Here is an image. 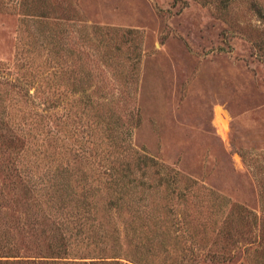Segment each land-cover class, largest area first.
Returning a JSON list of instances; mask_svg holds the SVG:
<instances>
[{
    "label": "rangeland",
    "instance_id": "obj_1",
    "mask_svg": "<svg viewBox=\"0 0 264 264\" xmlns=\"http://www.w3.org/2000/svg\"><path fill=\"white\" fill-rule=\"evenodd\" d=\"M138 156L182 201H105L103 160ZM6 260L264 264V0H0Z\"/></svg>",
    "mask_w": 264,
    "mask_h": 264
},
{
    "label": "trees",
    "instance_id": "obj_2",
    "mask_svg": "<svg viewBox=\"0 0 264 264\" xmlns=\"http://www.w3.org/2000/svg\"><path fill=\"white\" fill-rule=\"evenodd\" d=\"M29 7V5L27 4V8ZM95 150V149H94ZM93 154H91L90 156L92 157ZM95 156V154H94ZM103 168L104 170L100 172L99 177L101 179V183L106 187V194L107 195V199L105 201H108V203L111 205V207H116L117 209H122L124 207H131V205H134L137 207L138 202H140L142 204V201H146L147 198L142 194V190L139 191L138 189L141 187L143 188L144 186L148 184L149 187H151V190L153 189L152 187H154L155 185L152 184H157L158 188H163L166 195L165 198L169 196L170 192L172 194L175 193V191H177V196H179V199L182 201V199L184 198L185 195H183V191L182 189H178L180 188V179L178 176V173H174L172 174L171 172H166V168L164 166L159 165L157 162H155V160L145 157V156H138L136 158V164H132L130 166L129 163H124V162H115L113 164L108 163L107 158H105L103 160ZM136 170V171H135ZM152 170V172L157 176V178H154L153 182H150V178L148 179L147 174L148 171ZM141 177H146L148 180V182H143V181H138L137 176ZM92 183V182H91ZM193 182L187 183V187L185 188L186 190H189L193 187ZM156 191L152 194L156 195L159 194L160 190L155 189ZM140 192V193H138ZM105 193V190H104ZM140 195L141 198L138 199V201L134 198L135 195ZM105 198V196H104ZM163 197V201L165 202V200H170L172 201V199L168 198L165 199ZM140 200V201H139ZM166 201V202H167ZM184 201V200H183ZM217 201V199H216ZM172 203V202H171ZM181 206L180 207H185L183 203H179ZM221 204V203H220ZM150 206L153 205L149 204ZM213 205H214V201H213ZM215 206V205H214ZM220 206V205H219ZM145 209L148 210V204H144L143 206ZM234 207V206H233ZM237 207V206H235ZM138 208V207H137ZM214 208V207H213ZM233 210V208H231ZM146 211H142L141 208L138 210V212L142 215H148L152 218H156V216L152 213H147ZM145 215V216H146ZM147 216V217H148ZM168 217V215H167ZM149 218V217H148ZM156 219H152V222L154 224H157V222L155 223ZM153 224V225H154ZM183 226H177V224L173 223L171 225H165L164 228L168 229L167 232H164L162 234H164V236H182L180 235L179 231H182L183 229H187V226L190 225L189 222L185 221H181V223H179ZM185 225V226H184ZM189 227V226H188ZM148 233H151L150 235ZM148 233L146 231H135L136 236H157L159 234V232L156 229H152V230H148ZM11 257V256H10ZM0 264H56L54 262L50 263L49 261H44V262H36V261H32V262H18L15 260H6V261H0Z\"/></svg>",
    "mask_w": 264,
    "mask_h": 264
},
{
    "label": "bare ground",
    "instance_id": "obj_3",
    "mask_svg": "<svg viewBox=\"0 0 264 264\" xmlns=\"http://www.w3.org/2000/svg\"><path fill=\"white\" fill-rule=\"evenodd\" d=\"M219 120L222 121L220 117H219ZM222 124H224V128H226V126H225L226 124L224 122H222Z\"/></svg>",
    "mask_w": 264,
    "mask_h": 264
}]
</instances>
